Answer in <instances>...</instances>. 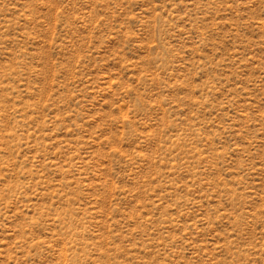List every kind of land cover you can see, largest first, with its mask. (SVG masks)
Wrapping results in <instances>:
<instances>
[{"label":"rangeland","instance_id":"374dc122","mask_svg":"<svg viewBox=\"0 0 264 264\" xmlns=\"http://www.w3.org/2000/svg\"><path fill=\"white\" fill-rule=\"evenodd\" d=\"M0 264H264V0H0Z\"/></svg>","mask_w":264,"mask_h":264}]
</instances>
